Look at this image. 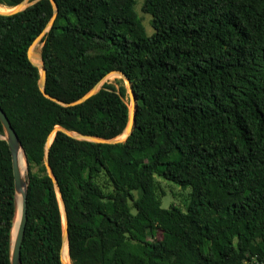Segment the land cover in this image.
<instances>
[{"label": "trees", "instance_id": "trees-1", "mask_svg": "<svg viewBox=\"0 0 264 264\" xmlns=\"http://www.w3.org/2000/svg\"><path fill=\"white\" fill-rule=\"evenodd\" d=\"M56 2L40 43L46 93L71 104L119 71L138 103L125 143L55 134L49 164L71 264L264 260V0H145L152 36L136 0ZM53 16L50 0L0 15V107L29 164L22 264H63L50 135L115 139L130 118L123 80L78 106L44 96L28 50ZM158 177L192 189L186 211L163 208ZM15 210L12 153L0 140V264H11Z\"/></svg>", "mask_w": 264, "mask_h": 264}, {"label": "water", "instance_id": "water-1", "mask_svg": "<svg viewBox=\"0 0 264 264\" xmlns=\"http://www.w3.org/2000/svg\"><path fill=\"white\" fill-rule=\"evenodd\" d=\"M39 0L32 1V0H25L22 2L20 5L17 7L13 8L10 11H1L0 10V15L3 16H11L18 14L24 10H26L28 7L33 5L34 3L38 2ZM53 9H54V16L51 19L47 29L35 40V42L31 45V47L28 50V57L29 60L39 68L40 70V81H39V87L44 94V96L56 103L62 104L64 106H78L81 104H84L86 101L91 99L93 96H95L102 88V86L106 83L105 80L110 77L111 75H117L121 77L124 81L127 83V90L130 95L131 99V104L133 105V109H130V118H129V124L127 126V129L123 133L124 136L123 139L120 137L115 138V139H103L99 137H94V136H87V135H82L78 133H71L63 128L57 127L53 133L50 135L49 140L47 142L46 146V159H45V164L48 170L49 176L53 179L59 199H60V204L61 208L63 211V217H64V230H63V248L61 250V259L63 264H69L66 263L63 260V249L65 247V244L68 245L69 249V229H68V219H67V213L65 209V203L63 201L61 191L58 185L57 180L54 177L53 171L50 167L49 164V151L50 147L52 145V142L54 140L55 134L58 131H61L77 140H83V141H89L93 143H98V144H107V145H116L119 143H125L128 138L133 134V131L136 127V113L138 110V103H137V96L132 88L130 80L127 78V76L119 71H115L111 74H109L103 81H101L95 88H93L89 93H87L85 96H83L81 99L71 103V104H64L60 102L59 100L52 98L49 96L46 91V82H47V69L45 66V62L43 59L42 52L41 54H38L36 50V46L39 45L44 38L45 34L54 26L55 21L57 19L59 9H58V4L56 0H50ZM0 120L3 125V131L4 134H0V140H4L8 143L10 151L12 153V160H13V171H14V177H15V218H14V223H13V229H12V237H11V247H10V260L11 264H22V245L25 237V232H26V226L28 222V189H29V180L27 179V175L29 172V164H28V159L27 155L25 152V149L22 146V143L19 139V136L15 129L13 128L9 118L7 117L6 113L4 110L0 107ZM21 152L24 153L27 161V169H26V177L22 175L21 172V166H20V154ZM70 257V256H69ZM71 264V263H70Z\"/></svg>", "mask_w": 264, "mask_h": 264}, {"label": "rangeland", "instance_id": "rangeland-1", "mask_svg": "<svg viewBox=\"0 0 264 264\" xmlns=\"http://www.w3.org/2000/svg\"><path fill=\"white\" fill-rule=\"evenodd\" d=\"M32 1H36V0H32ZM136 1H137L136 11L142 20V23L146 29V33L148 36H152L154 34V29H153L152 24H151L152 17L150 15H148L147 13H145L143 10L145 0H136ZM4 8H6V7H4ZM6 9L12 10L9 8H6ZM40 45H41V47L39 49L35 50L38 54H41V52H42L43 45L42 44H40ZM119 80H123V79L117 75L116 76L111 75V77H108L105 80V82L116 84V81H119ZM122 84H124L127 88L126 81L122 82L120 85H122ZM120 85H118L117 87H119ZM126 102L129 104V106H131V99H130L129 93H128V96L126 98ZM157 179L160 183L162 190L166 194V196L162 200L163 201V205H162L163 208L168 209V208H171L172 206H174V207H178V208L186 211L187 203L189 200V196L192 192V189L188 188V189L184 190L180 186H178L172 182H169L165 179H162L159 177Z\"/></svg>", "mask_w": 264, "mask_h": 264}, {"label": "bare ground", "instance_id": "bare-ground-1", "mask_svg": "<svg viewBox=\"0 0 264 264\" xmlns=\"http://www.w3.org/2000/svg\"><path fill=\"white\" fill-rule=\"evenodd\" d=\"M0 10L1 11H10V10H8V9H6V8H4V7H2L1 5H0ZM41 47V45L39 44V45H37L36 46V49H39ZM114 76H116V75H114ZM111 77V76H110ZM113 78V77H112ZM130 109H133V105L131 104V106H130ZM121 139H123L124 138V136H121L120 137ZM20 166H21V172H22V175L24 176V177H26V169H27V161H26V157H25V155H24V153L23 152H21V154H20ZM65 259V260H64ZM63 260L66 262V263H71V260H70V257H69V249H68V245L67 244H65V247H64V249H63Z\"/></svg>", "mask_w": 264, "mask_h": 264}, {"label": "built area", "instance_id": "built-area-1", "mask_svg": "<svg viewBox=\"0 0 264 264\" xmlns=\"http://www.w3.org/2000/svg\"><path fill=\"white\" fill-rule=\"evenodd\" d=\"M245 264H264V260L258 259L257 257H253L250 260H247Z\"/></svg>", "mask_w": 264, "mask_h": 264}]
</instances>
